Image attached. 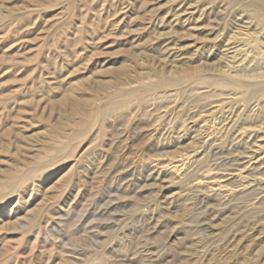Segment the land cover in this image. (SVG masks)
<instances>
[{
  "label": "rangeland",
  "instance_id": "rangeland-1",
  "mask_svg": "<svg viewBox=\"0 0 264 264\" xmlns=\"http://www.w3.org/2000/svg\"><path fill=\"white\" fill-rule=\"evenodd\" d=\"M199 1L0 0V264H264V9Z\"/></svg>",
  "mask_w": 264,
  "mask_h": 264
},
{
  "label": "bare ground",
  "instance_id": "bare-ground-1",
  "mask_svg": "<svg viewBox=\"0 0 264 264\" xmlns=\"http://www.w3.org/2000/svg\"><path fill=\"white\" fill-rule=\"evenodd\" d=\"M176 6L173 9V19L174 21H177L178 24H184L187 25L190 24V22L195 21L196 24L192 25L191 27L188 26L189 29L193 30H200L202 27L201 25L198 26L197 22L201 20L202 17L208 16L211 14V12L214 11L213 7L211 5L205 6L204 4H201L199 0H193L192 2L189 0H177ZM230 1V0H229ZM252 5L257 10H263L264 9V0H252ZM251 3V2H250ZM216 11V10H215ZM228 14V13H227ZM213 17V16H212ZM242 20V19H241ZM245 20V19H244ZM246 21V20H245ZM250 25V24H249ZM182 26V27H183ZM214 28V27H213ZM216 28V27H215ZM225 28V27H224ZM227 28V27H226ZM244 28V27H243ZM207 30V29H206ZM224 30V29H223ZM236 30V29H235ZM222 31V30H221ZM217 34V33H216ZM230 39V38H229ZM225 44V43H224ZM244 45V44H243ZM214 46V45H212ZM230 47V46H229ZM244 47V46H242ZM234 48V47H233ZM222 50V49H221ZM233 50V49H232ZM240 50V49H239ZM225 51V50H223ZM235 52V49H234ZM223 55V54H221ZM233 56V55H232ZM241 59V58H240ZM243 60V59H242ZM241 62V61H240ZM239 64V63H238ZM238 68V66H237ZM223 77V76H221ZM258 77V76H257ZM226 80V77H223ZM251 83V84H250ZM246 83L245 86L255 88L258 85H262L264 82H256V83ZM215 84L218 86H224L225 82H223L221 79H216ZM263 90V89H262ZM250 91H256V89H252ZM236 114V113H235ZM228 116V115H227ZM211 146V145H210ZM243 158V157H242ZM214 159V158H213ZM250 160V158H249ZM263 189V187H262ZM260 190V189H259Z\"/></svg>",
  "mask_w": 264,
  "mask_h": 264
}]
</instances>
